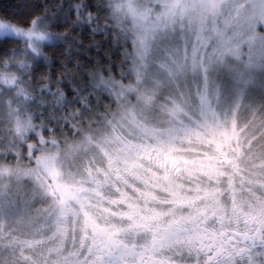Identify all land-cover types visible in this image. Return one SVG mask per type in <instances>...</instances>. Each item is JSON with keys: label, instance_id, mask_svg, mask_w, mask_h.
Returning a JSON list of instances; mask_svg holds the SVG:
<instances>
[{"label": "snow or ice", "instance_id": "1", "mask_svg": "<svg viewBox=\"0 0 264 264\" xmlns=\"http://www.w3.org/2000/svg\"><path fill=\"white\" fill-rule=\"evenodd\" d=\"M64 8L61 0L32 5L26 15L6 8L0 14V245L7 253V258L0 254V264H106L103 253L110 248L84 250L89 227L94 245L97 236L101 242L110 238L96 232L92 196L102 197L105 181L135 146L130 141L146 135L158 117L172 122L196 117L216 152L237 161L245 154L264 160V95L246 103L243 89L256 70L264 78V0L68 3V16L75 14L77 25L106 35L119 46L117 52L124 49L121 64L112 65L120 69L118 79L112 67L103 69L107 77L92 73L88 82L73 77L67 84L71 100L61 87L63 76L53 83L38 75L48 60V42L68 39L53 31ZM241 109L251 116L243 126L236 122ZM60 128L72 136H57ZM25 182L48 205L51 235L46 236L52 246L22 239L25 233L14 226ZM77 220L82 221L79 245ZM68 224L74 230L66 251ZM211 251L204 264H264V230L243 246L221 242Z\"/></svg>", "mask_w": 264, "mask_h": 264}, {"label": "rangeland", "instance_id": "2", "mask_svg": "<svg viewBox=\"0 0 264 264\" xmlns=\"http://www.w3.org/2000/svg\"><path fill=\"white\" fill-rule=\"evenodd\" d=\"M248 79L249 82L243 85L244 94L249 97L246 103H258L264 95V78L256 70ZM190 95L193 100L196 99L195 86L190 89ZM180 118L176 117L178 122H172L171 117H158L151 122L146 135L135 142L130 141L135 146L122 158L118 170L105 181V195L103 198L96 197L95 206L104 217L123 214L135 216L129 221L133 225L144 226L143 222L153 219V228L164 224L172 228L188 227L194 230L214 223L226 229L231 224L238 226L244 222L264 226V160L259 157L249 160L247 154L238 161L232 154L224 156L209 147L212 138L206 134L207 129L196 117ZM250 119L251 116L243 109L237 113L236 122L240 126ZM149 150L166 155L169 162L174 161L178 165L179 172L157 169L149 172L150 167L146 165ZM29 194L28 186L25 185L19 199ZM161 194L169 195L171 206L154 208L150 200ZM21 202L18 204L19 214L12 218L14 226H19L25 233L21 238L35 239L52 246L47 239L51 235L47 231V221L39 217H24L21 214ZM120 203L126 209L121 208ZM95 213L93 209L92 214ZM95 217L102 223L101 217ZM3 222L7 224L9 221ZM81 223L80 220L75 222L77 245L81 239ZM65 227L69 232L64 243L67 251L72 247L71 232L74 228L71 224ZM88 234L90 236L89 231ZM88 247H93L94 252L97 247L103 248L97 241L94 245L90 239L86 240L84 250L87 251ZM196 251L198 253L195 256L180 258L178 264H204L206 258L198 249ZM0 254L7 258L3 245H0ZM25 254L31 255L28 252ZM44 256L47 258L49 254L45 251ZM32 258L37 259L38 256ZM105 261L106 264H118L111 257Z\"/></svg>", "mask_w": 264, "mask_h": 264}, {"label": "flooded vegetation", "instance_id": "3", "mask_svg": "<svg viewBox=\"0 0 264 264\" xmlns=\"http://www.w3.org/2000/svg\"><path fill=\"white\" fill-rule=\"evenodd\" d=\"M146 165L150 167L149 172L156 171V169L179 172V168L176 167L178 165H175L174 161L169 162L166 155L152 150H149ZM104 195L99 198H103ZM96 197L92 196V207L89 209L96 225V232L107 233L110 237L101 242L97 236L96 241L103 246L102 249L110 248L111 250L110 252L104 251L105 260L111 257L118 264H178V260L182 257L195 256L198 253L197 249L206 258V254L207 256L213 254L211 249L214 245H219L221 242L225 244L238 242L243 246L245 240H250L251 236H258L261 230H264L263 225L257 226L246 222L238 226L231 224L226 229L214 223L196 227L194 230L188 227L172 228L164 224L153 228V219H147L143 222L144 226H138L129 222L130 218H135V216L127 217L123 214L104 217L94 204ZM152 198L150 201L151 205L155 206L154 208L171 206L167 194ZM119 205L126 209L124 204ZM93 209L96 210L94 215L92 214ZM95 215L101 217L102 223ZM89 228L88 239L92 240L94 233L92 228Z\"/></svg>", "mask_w": 264, "mask_h": 264}, {"label": "trees", "instance_id": "4", "mask_svg": "<svg viewBox=\"0 0 264 264\" xmlns=\"http://www.w3.org/2000/svg\"><path fill=\"white\" fill-rule=\"evenodd\" d=\"M76 0H63L65 5L64 12L59 13L61 19L59 26L54 28L53 31L57 35H67L68 39L64 41H50L49 47L45 50V55L48 57L47 61H42L44 67L40 69L39 74L50 76L53 83L61 76L64 77L65 83L61 85L67 95V99L71 100L73 97L69 92L67 86L68 81L75 78V82H80L83 78L84 82H88L92 73L103 74L107 77L108 73L103 72V69L110 68L112 65H120L123 58V48L117 52L119 47L111 42L106 35L93 34L90 29L85 28L83 25L76 24V16L72 14L68 16L67 4L75 3ZM59 5L61 0H2L0 4V14H3V9L6 8L9 13L27 14L31 10V6L35 4ZM27 5L28 7H25ZM68 16L67 22L64 17ZM104 20L101 19L100 28L103 29ZM114 40V37L112 38ZM131 51V49H128ZM64 65L65 67H61ZM112 73L118 79L120 76L119 67H112ZM55 90V89H53ZM109 102V101H105ZM74 107H79L75 105ZM115 107V105H113ZM99 113H103L105 109L101 107ZM87 126V120H85ZM61 132H65L72 136V132L68 128L57 129V136ZM28 186L30 194L24 199H19L21 202V214L24 217L43 218L48 221L49 214L46 209V201L39 194L33 196L34 186L31 183L25 182Z\"/></svg>", "mask_w": 264, "mask_h": 264}]
</instances>
